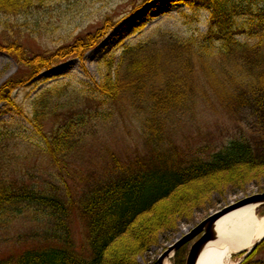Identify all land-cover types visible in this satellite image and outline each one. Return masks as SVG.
<instances>
[{
    "label": "trees",
    "instance_id": "16d2710c",
    "mask_svg": "<svg viewBox=\"0 0 264 264\" xmlns=\"http://www.w3.org/2000/svg\"><path fill=\"white\" fill-rule=\"evenodd\" d=\"M43 1L0 0V15L19 16ZM257 2L264 0H191L195 13L204 10L209 14L206 33L180 39L159 32L136 46H126L116 68L107 64L104 78L95 88L104 103L131 95L150 104L148 154L128 163L113 155V164L103 177L81 186L75 202L47 190L16 188L0 174V222L26 206L41 214L50 227L44 238L59 243L0 259V264H140L138 259L158 245L161 234L175 231L177 222L190 218L215 194L264 180V21L253 19L241 28L237 24L239 17L252 13ZM109 23L110 18L95 33L50 55L31 56L18 43H0V52L11 56L20 69L19 76L0 86V105L21 111L15 92L59 63L82 60L112 29ZM242 33L255 37L256 43L241 42L238 36ZM170 67L177 71H169ZM204 87L233 115H250L251 130L246 138L233 140L209 160L194 155L186 161L162 147L165 124L172 111L195 107L198 101L192 96ZM80 99L64 86L46 90L33 103L30 122L58 175L70 174L71 157L87 136L93 111L79 106ZM96 113V117L108 116ZM5 140L8 137L1 135L0 146ZM2 151L0 147V154ZM74 212L86 227L88 249L83 255L74 250L71 241L68 221ZM263 251L264 242L242 264H264L257 259ZM185 263L183 248L175 264Z\"/></svg>",
    "mask_w": 264,
    "mask_h": 264
},
{
    "label": "rangeland",
    "instance_id": "374dc122",
    "mask_svg": "<svg viewBox=\"0 0 264 264\" xmlns=\"http://www.w3.org/2000/svg\"><path fill=\"white\" fill-rule=\"evenodd\" d=\"M253 5L251 14L237 19L240 28L246 27L253 19L264 21V2ZM35 6L19 16L0 15V43H18L31 56L50 55L78 38L95 33L110 18L108 26L112 29L82 60L74 58L59 63L15 92L14 98L21 111L0 105V137L3 135L9 139L0 146L3 147L1 176L16 188L47 190L51 195L75 202L80 196L81 186L103 177L113 164V155L122 163H128L148 154L147 140L151 132L147 133L146 129L149 128L150 104L131 95H123L115 103H104L95 88L103 80L106 67H117L126 46H136L159 32L170 33L180 39L206 33L209 14L204 10L195 13L191 0H154L144 4L142 0H45ZM122 25L125 29L113 36ZM238 39L248 44L257 41L248 33H242ZM19 70L11 56L0 52V86L19 76ZM64 86L79 94V106L93 111V115L89 117L82 147L71 157L70 174L58 175L51 159L42 150V140L35 134L30 120L37 97L48 89ZM203 89L196 90L198 94L192 96L198 101L195 107L172 111L165 124L162 147L169 153L173 151L182 155L186 161L194 155L209 160L211 155L233 140L246 138L245 134L251 130L250 115L244 112L233 115L215 98L210 88ZM97 111L106 112L108 116L96 117ZM50 127L47 125L46 130ZM262 193L264 180L248 184L241 190L231 188L215 194L190 218L177 222L175 231L161 234L158 245L140 257L138 262L154 264L171 244L190 233L211 214ZM258 215L263 216L264 210ZM3 219L0 222V259L17 256L30 249L59 246L56 240L44 238V232L50 227L42 215L33 213L26 206L21 212L17 210ZM68 223L73 248L83 255L88 249L86 227L76 212ZM200 238L183 247L186 262L190 249ZM242 259V255L234 254L232 264H238ZM257 259L264 260V251ZM172 263L175 264V258Z\"/></svg>",
    "mask_w": 264,
    "mask_h": 264
},
{
    "label": "bare ground",
    "instance_id": "6f19581e",
    "mask_svg": "<svg viewBox=\"0 0 264 264\" xmlns=\"http://www.w3.org/2000/svg\"><path fill=\"white\" fill-rule=\"evenodd\" d=\"M124 26H119L113 36ZM256 209L257 205H248L223 216L216 224L218 239L206 246L198 264H232L234 254L250 248L257 236L264 235V215L259 216ZM172 259L165 264H173Z\"/></svg>",
    "mask_w": 264,
    "mask_h": 264
},
{
    "label": "water",
    "instance_id": "95a60500",
    "mask_svg": "<svg viewBox=\"0 0 264 264\" xmlns=\"http://www.w3.org/2000/svg\"><path fill=\"white\" fill-rule=\"evenodd\" d=\"M248 205H257V214L264 210V193L254 194L247 198L240 200L237 203L231 204L213 214H211L206 220L201 222L196 228H194L190 233L184 235L180 239L176 240L171 244L158 258L157 264H165L170 258H175L176 254L184 246L193 242L196 238L201 236V238L193 244L190 249L186 264H198L200 256L202 255L206 246L218 239V233L216 230L217 222L228 213L240 209ZM264 242V235L257 236L252 246L245 249L237 254L243 255V259L238 264H242L247 258H249L252 253Z\"/></svg>",
    "mask_w": 264,
    "mask_h": 264
}]
</instances>
